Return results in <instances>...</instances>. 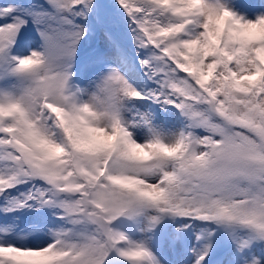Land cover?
Instances as JSON below:
<instances>
[{
  "label": "snow or ice",
  "instance_id": "1",
  "mask_svg": "<svg viewBox=\"0 0 264 264\" xmlns=\"http://www.w3.org/2000/svg\"><path fill=\"white\" fill-rule=\"evenodd\" d=\"M0 264H264V0H0Z\"/></svg>",
  "mask_w": 264,
  "mask_h": 264
}]
</instances>
